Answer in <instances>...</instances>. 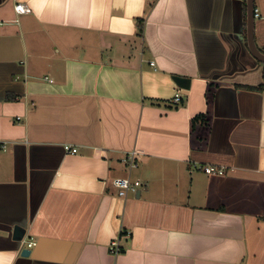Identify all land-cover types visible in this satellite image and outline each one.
I'll return each instance as SVG.
<instances>
[{
	"label": "crops",
	"instance_id": "1",
	"mask_svg": "<svg viewBox=\"0 0 264 264\" xmlns=\"http://www.w3.org/2000/svg\"><path fill=\"white\" fill-rule=\"evenodd\" d=\"M0 24V264H264L246 0H0ZM116 178L142 185L123 199Z\"/></svg>",
	"mask_w": 264,
	"mask_h": 264
},
{
	"label": "built area",
	"instance_id": "2",
	"mask_svg": "<svg viewBox=\"0 0 264 264\" xmlns=\"http://www.w3.org/2000/svg\"><path fill=\"white\" fill-rule=\"evenodd\" d=\"M15 10L17 13H25L26 11H28L22 5L16 6ZM256 16H259V14L257 13ZM151 65L154 66V63H152ZM45 79L48 80V78ZM50 81L52 82V80ZM174 102L176 104L181 102L180 95L175 96ZM7 149H8V143L0 141V150L6 151ZM64 149L67 154H71V155H75L79 152L78 148L73 147L72 145H65ZM138 155H139L138 151H133L125 155L123 159V163L128 167V169L132 170L138 167L139 165V163L137 162ZM200 169L203 170L206 174L211 176L221 177L226 174L225 168L217 167L213 165H207V166L201 165ZM112 185L118 190V196L125 199L127 198L130 192H136L141 187L142 184L139 181L133 182L131 181L130 178H116L112 181ZM34 245L35 243H29L28 248H32ZM110 251L116 256L120 254L121 248L118 240H114L111 243Z\"/></svg>",
	"mask_w": 264,
	"mask_h": 264
},
{
	"label": "water",
	"instance_id": "3",
	"mask_svg": "<svg viewBox=\"0 0 264 264\" xmlns=\"http://www.w3.org/2000/svg\"><path fill=\"white\" fill-rule=\"evenodd\" d=\"M247 5V44L251 55L261 64L264 65V52L257 46L254 37L253 30L255 25V3L254 0H246ZM173 80L176 84L184 90H188L191 85V79L173 76ZM27 235V229L20 226L14 228L13 240L17 243H24ZM32 251L30 249H22L21 255L23 257H29Z\"/></svg>",
	"mask_w": 264,
	"mask_h": 264
},
{
	"label": "trees",
	"instance_id": "4",
	"mask_svg": "<svg viewBox=\"0 0 264 264\" xmlns=\"http://www.w3.org/2000/svg\"><path fill=\"white\" fill-rule=\"evenodd\" d=\"M237 87H241V86H237ZM246 89H251V90H255V91H264V84L257 86V87H246ZM198 119H200V117H197L193 120V122L197 121ZM204 118H202L203 120Z\"/></svg>",
	"mask_w": 264,
	"mask_h": 264
}]
</instances>
